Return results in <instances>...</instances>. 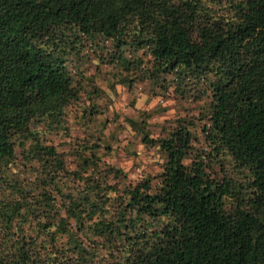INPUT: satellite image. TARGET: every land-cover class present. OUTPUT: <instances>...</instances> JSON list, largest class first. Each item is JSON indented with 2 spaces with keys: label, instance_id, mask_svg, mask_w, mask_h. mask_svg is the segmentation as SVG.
<instances>
[{
  "label": "trees",
  "instance_id": "obj_1",
  "mask_svg": "<svg viewBox=\"0 0 264 264\" xmlns=\"http://www.w3.org/2000/svg\"><path fill=\"white\" fill-rule=\"evenodd\" d=\"M84 40L125 84L201 80L209 149L190 115L163 136L135 125L162 160L132 181L92 101L70 135L89 81L64 53ZM0 264H264V0H0Z\"/></svg>",
  "mask_w": 264,
  "mask_h": 264
},
{
  "label": "rangeland",
  "instance_id": "obj_2",
  "mask_svg": "<svg viewBox=\"0 0 264 264\" xmlns=\"http://www.w3.org/2000/svg\"><path fill=\"white\" fill-rule=\"evenodd\" d=\"M84 42L82 46L66 48L64 53V63L74 78H81V82L89 81L84 84L85 93H80L79 101L67 108L70 135H82L77 131V124L71 122L72 112L82 103L86 105L92 101L101 111L95 117V127L109 143L104 158L113 166L124 170L127 178L132 181L147 172L154 173L162 160L156 145L142 142L141 133L135 125L138 128L142 125V130L146 131L148 137L163 136L175 117L190 115L196 126L192 128L197 136L193 141L194 147L202 145L204 150L209 149V145L202 144L203 134L197 127L205 121L204 117L200 118L199 110L205 111L207 106L205 100L208 98V93L203 96L197 95L204 84L201 80L183 75L179 82L180 80L168 75L167 77L172 80L163 89L157 86L161 82L162 75H160L156 86L150 83L148 77L125 84L119 81V75L124 74V70L113 65L109 60H100L103 53L98 55L89 41L84 40ZM104 44L110 47L107 41H104ZM92 87L101 91V95L97 96L95 91L90 99L85 98ZM130 119L136 123L130 122ZM47 137L54 143L65 142L68 139L66 135L61 137L60 133H49ZM59 146L63 149L69 147L64 144ZM219 163L226 169L227 178L235 184L238 183V176L232 170L230 159L222 157ZM213 167H218V161L213 162Z\"/></svg>",
  "mask_w": 264,
  "mask_h": 264
}]
</instances>
